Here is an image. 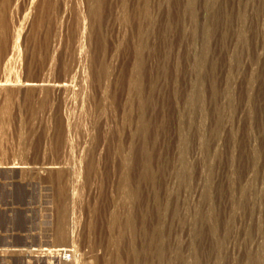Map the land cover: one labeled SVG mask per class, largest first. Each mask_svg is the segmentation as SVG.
<instances>
[{
  "label": "rangeland",
  "instance_id": "obj_1",
  "mask_svg": "<svg viewBox=\"0 0 264 264\" xmlns=\"http://www.w3.org/2000/svg\"><path fill=\"white\" fill-rule=\"evenodd\" d=\"M0 82V264H264V0H0Z\"/></svg>",
  "mask_w": 264,
  "mask_h": 264
},
{
  "label": "bare ground",
  "instance_id": "obj_2",
  "mask_svg": "<svg viewBox=\"0 0 264 264\" xmlns=\"http://www.w3.org/2000/svg\"><path fill=\"white\" fill-rule=\"evenodd\" d=\"M6 86L7 85H5V84H2L1 82H0V92H3L4 90H6ZM24 87H28V85H23V86H21V88H24ZM20 88V89H21ZM8 89V88H7ZM55 89L57 90V92H59V93H65V92H67L68 90H69V88H68V86H66V85H62V84H60V85H56L55 86ZM47 251V250H46ZM59 252H61L62 254H63V252H65V251H57L56 252V254L57 253H59ZM72 253V252H71ZM56 254H55V257H56ZM60 259V258H59ZM62 261H64V262H68V260H65V259H61ZM70 262H71V260H69Z\"/></svg>",
  "mask_w": 264,
  "mask_h": 264
},
{
  "label": "built area",
  "instance_id": "obj_3",
  "mask_svg": "<svg viewBox=\"0 0 264 264\" xmlns=\"http://www.w3.org/2000/svg\"><path fill=\"white\" fill-rule=\"evenodd\" d=\"M59 258L61 259H65V260H70L72 258V253L69 251H65L63 252V254L61 252L56 254Z\"/></svg>",
  "mask_w": 264,
  "mask_h": 264
}]
</instances>
